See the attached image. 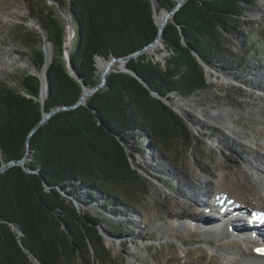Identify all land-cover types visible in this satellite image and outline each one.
I'll return each instance as SVG.
<instances>
[{"label": "trees", "instance_id": "obj_1", "mask_svg": "<svg viewBox=\"0 0 264 264\" xmlns=\"http://www.w3.org/2000/svg\"><path fill=\"white\" fill-rule=\"evenodd\" d=\"M54 1L73 20L69 58L78 79L68 74L63 59V18L45 0L31 2L43 27L41 38L45 36L54 49L46 70L48 97L43 104L36 74H24L17 87L0 80V165L24 157L28 134L43 113L60 109L29 137L25 164L0 173V264L110 262L112 252L98 231V217L78 212L62 192L73 197L86 190L85 204L96 192L105 197V204L132 211L152 197L132 167L131 159L142 148L128 150L129 141L143 131L162 152H172L174 144L194 148L186 124L162 100L208 87L206 71L195 55L208 67L219 68L217 64L227 59L223 51L227 35L245 24L244 13L253 3L187 0L161 34L168 52L165 64L146 54L131 58L125 66L141 80L126 71L111 72L104 88L84 104L68 108L78 100L82 83L87 87L98 83L97 55L108 59L135 53L156 38L158 28L151 0ZM174 5V0H158L157 8ZM16 36L29 52L32 69L40 73L45 62L40 35L20 31ZM261 37L257 38L264 47ZM107 231L117 233L119 228L109 226Z\"/></svg>", "mask_w": 264, "mask_h": 264}, {"label": "rangeland", "instance_id": "obj_2", "mask_svg": "<svg viewBox=\"0 0 264 264\" xmlns=\"http://www.w3.org/2000/svg\"><path fill=\"white\" fill-rule=\"evenodd\" d=\"M33 1L39 0H0V80L14 87L24 74L35 72L29 52L18 44L16 32L39 34L46 55L50 59L54 55L52 44L45 36L41 38L43 31L36 9L31 6ZM45 1L63 16L66 31L70 13L56 6L54 0ZM243 19L245 24L225 39L223 51L227 59L217 64L219 68L206 70L208 87L186 97L171 94L170 99L164 100L190 130L194 148L174 144L172 152H162L155 149L143 131L129 141L128 150L142 148V153L137 152L136 159H131L132 167L152 197L132 211L124 205L105 204V197L96 192L90 204L83 202L86 190H78L73 197L62 192L64 197L77 202L81 212L100 220L98 231L104 235L105 247L112 252L108 264H129L130 259L135 264H222L221 257L226 252L240 261L245 259L242 253L255 254L257 244L247 242L242 235H227L212 229L207 222L197 221L218 217L212 210L201 213L190 195L201 191L198 200L206 192L213 200L226 194L234 206L264 209V201L257 196L256 181L249 178L247 169L248 165L264 172V47L257 38L264 36V0H253ZM152 43L138 50L140 53L133 58L146 54L165 64L168 52L160 42ZM247 48L253 49L252 53L247 54ZM97 69L99 74V65ZM137 165L161 179L147 175ZM109 226L119 228V232L110 233ZM209 228L215 232L208 231Z\"/></svg>", "mask_w": 264, "mask_h": 264}, {"label": "water", "instance_id": "obj_3", "mask_svg": "<svg viewBox=\"0 0 264 264\" xmlns=\"http://www.w3.org/2000/svg\"><path fill=\"white\" fill-rule=\"evenodd\" d=\"M175 1V5L171 8V9H162V10H158L157 6H158V0H151V4H152V11H153V18H154V21L157 25V28H158V33H157V36L156 38L153 40V42L155 41H158L162 44L161 42V34L163 32V29L165 27V25L169 22V21H172L173 20V16L175 14V12L187 1V0H174ZM56 6L60 7L59 4L57 2H55ZM60 11V10H59ZM158 13V15L156 16V14ZM61 15V14H60ZM61 17H63L61 15ZM66 19V18H65ZM64 20V19H63ZM67 21V28H66V31H65V34H64V50H63V59L65 61V65H66V68H67V72L70 76L74 77L76 80L78 79L77 78V75L74 73L72 67H71V64H70V58H69V51H70V47H71V43H72V38L74 36V26H73V20H72V17L69 15V17H67L66 19ZM38 25L39 27L41 28V31H43V27L41 25L40 22H38ZM44 37V36H43ZM153 43L151 42V44L149 45H152ZM68 45H69V48H68ZM44 46L45 44L42 45V50L44 52V55H45V49H44ZM163 46V45H162ZM142 50V49H141ZM140 50V51H141ZM140 51H137L135 53H132L130 55H127V56H123V57H118V56H112L110 59H106L102 56H99L97 55L95 57V60H99L101 59L103 62H104V65L103 67L99 68V81L97 84H95L94 86L92 87H87L85 86V84H81L82 85V92L78 98V100L76 101L75 104L71 105V106H68V108H75L77 106H80L82 104L85 103V101L87 100V98H89L92 94H94L96 91H98L99 89H102L106 86V83H107V76L109 73L111 72H115L117 71L114 67L115 65L117 66V69L118 70H121V71H126V72H129L131 75L135 76V77H138L137 74L134 72V71H131L129 69L126 68V62L133 58L134 56L138 55L140 53ZM198 62L201 64V66L203 67V69L206 71L207 69H209L210 67H208V65H206L204 63V61L197 55H195ZM53 58H51L48 62L46 60V56H45V62H44V66L41 70V73H36V72H32L33 74H36L40 80V96H42V90L44 92V95L43 97H41V100H42V103L45 104V101H46V98L48 97V89H47V80H46V70H47V67L48 65L51 63ZM95 66L97 67V62L95 63ZM139 80H141L140 77H138ZM142 82V81H141ZM143 83V82H142ZM147 87V86H146ZM149 89V87H147ZM150 93L153 97L155 98H158V99H161L157 94L156 92L150 90ZM164 102V99L162 100ZM44 106V105H43ZM60 108H55V109H52L50 110L48 113H43L42 115V118L39 120V122L32 128V130L30 131V133L28 134V137L26 139V152H25V155L24 157H22L21 159L19 160H12V161H9V162H4L0 165V173L2 171H4L5 169H7L8 167L12 166V165H24V161L28 158V155H29V137L31 136V134L40 126L42 125L43 123H45L47 121V119L52 116L56 111H58ZM133 165V164H132ZM71 202L73 203V205L75 206V208L77 209L78 212L82 213L80 211V208L77 204V202L75 200H71ZM99 230V228H98ZM100 233V231H99ZM100 235L102 236L103 238V234L100 233ZM104 240V238H103ZM25 251L28 253V250L25 249ZM29 254V253H28ZM29 256L31 257V255L29 254ZM37 264H40V263H37Z\"/></svg>", "mask_w": 264, "mask_h": 264}, {"label": "bare ground", "instance_id": "obj_4", "mask_svg": "<svg viewBox=\"0 0 264 264\" xmlns=\"http://www.w3.org/2000/svg\"><path fill=\"white\" fill-rule=\"evenodd\" d=\"M158 15V13L156 14V16ZM151 49V48H150ZM153 49V48H152ZM48 55V56H47ZM45 53L46 56V60L47 62L50 60V56L49 54ZM97 65H99V68L103 67L104 62L101 60H97ZM43 92V90H42ZM261 157V155H260ZM262 158H264L262 156ZM247 169H248V175L249 178L251 180H255L257 187H258V193L259 195L258 198L264 201V172L263 171H259V170H255L251 167H249L247 165ZM192 190H195V187H190ZM199 192H196V190L194 192H191L190 195H192L191 199L194 201H197V205L200 206L201 208V213L206 212L205 214H208L207 210L210 211L211 209H208L207 207L203 206L200 202H198V200H196V197L198 195ZM229 197V195H226ZM231 199V197H229ZM256 202V201H255ZM251 206V205H250ZM212 217V216H211ZM234 217L231 216H223V218H218L217 220H213L211 221L210 218H207V221H201V220H205V219H199L197 221L200 222H207L210 225H212V229H215L218 232H225L227 233V235H233L234 234H238L239 236L241 235H251L253 237H255L254 241H251L250 239L247 240V242L250 243H255L257 244L259 249H264V228H258V227H249L251 229H249L247 226H239L238 224H236V220H234ZM202 227V226H201ZM244 227H246L247 229H245ZM212 231L211 228L208 229V231ZM207 231V230H206ZM215 232V231H212ZM254 245V244H253ZM256 246V245H255ZM134 247L130 248L133 249ZM251 251L252 249L249 248ZM254 253H242L241 255L245 257V259L243 261L237 260L234 258V254L233 253H228L226 252V256H222L221 257V262L222 264H264V254L262 253H258L257 251H255L254 249ZM257 254V255H256ZM129 264H135L132 259L129 260Z\"/></svg>", "mask_w": 264, "mask_h": 264}, {"label": "snow or ice", "instance_id": "obj_5", "mask_svg": "<svg viewBox=\"0 0 264 264\" xmlns=\"http://www.w3.org/2000/svg\"><path fill=\"white\" fill-rule=\"evenodd\" d=\"M262 216H264V214H261ZM258 251H264V250H258Z\"/></svg>", "mask_w": 264, "mask_h": 264}]
</instances>
